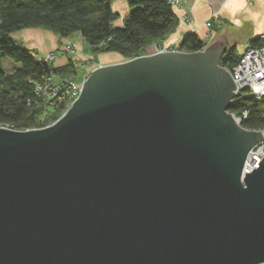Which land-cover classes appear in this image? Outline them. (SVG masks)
<instances>
[{
    "label": "water",
    "instance_id": "obj_1",
    "mask_svg": "<svg viewBox=\"0 0 264 264\" xmlns=\"http://www.w3.org/2000/svg\"><path fill=\"white\" fill-rule=\"evenodd\" d=\"M202 50L95 68L54 124L0 127V264H264V130Z\"/></svg>",
    "mask_w": 264,
    "mask_h": 264
},
{
    "label": "trees",
    "instance_id": "obj_2",
    "mask_svg": "<svg viewBox=\"0 0 264 264\" xmlns=\"http://www.w3.org/2000/svg\"><path fill=\"white\" fill-rule=\"evenodd\" d=\"M130 12L122 26L115 21L119 13L112 0H0V123L17 129L43 126L45 110L51 109L55 119L66 107H50L36 93L34 81L55 71L58 75H76V63L70 59L56 67L22 45L13 34L28 27H41L62 37L79 32L94 51H116L126 58L144 55L147 48L159 45L174 31L179 19L171 0H128ZM260 37L251 41L258 46ZM178 50L196 52L207 47L196 32L186 35L176 46ZM234 48L227 50L221 64L232 68L239 60ZM4 58L20 63L13 70L4 66ZM235 113L248 110L242 125L248 129L264 128V102L250 96L236 97L230 107ZM51 120V119H50Z\"/></svg>",
    "mask_w": 264,
    "mask_h": 264
},
{
    "label": "crops",
    "instance_id": "obj_3",
    "mask_svg": "<svg viewBox=\"0 0 264 264\" xmlns=\"http://www.w3.org/2000/svg\"><path fill=\"white\" fill-rule=\"evenodd\" d=\"M112 7L115 12L119 13V18L115 21L117 26L124 24V19L130 12L131 8L128 0H112ZM178 16L179 22L174 31L168 34L162 41L164 47L177 46L181 40L188 34L196 32L207 46L210 45L220 33L222 34L228 26V41L232 42L238 39V35L242 36L243 44H241V51H244L251 41L264 34V0H188L180 7H174ZM188 14L190 20H186L184 16ZM211 21V26L207 23ZM209 36H207V34ZM15 39L22 41V46L30 50L35 55L42 57L55 52L62 47L60 42L66 41L70 43L67 37H62L57 33L41 28L28 27L21 29L13 34ZM84 39V38H83ZM79 50L84 49L82 43L76 42ZM64 45V44H63ZM230 43L227 45L229 49ZM150 52L157 50V45L151 46ZM112 60L104 64L117 63L124 61L123 55L116 51L111 52ZM72 55V60L75 61L76 67L82 65L83 74L78 83H83L91 73L83 67L82 57L85 55L79 53L67 54L65 57H57L55 54L52 59L56 67L65 66L69 63L68 56ZM57 60V63H56ZM85 66V64H84ZM88 68V67H87ZM95 69V68H94ZM77 75V73H76ZM77 80V76H76Z\"/></svg>",
    "mask_w": 264,
    "mask_h": 264
},
{
    "label": "built area",
    "instance_id": "obj_4",
    "mask_svg": "<svg viewBox=\"0 0 264 264\" xmlns=\"http://www.w3.org/2000/svg\"><path fill=\"white\" fill-rule=\"evenodd\" d=\"M187 1L188 0H171L174 7H180ZM184 18L190 20L188 14H186ZM211 24V21L207 23L208 26H211ZM209 34L210 33H208L207 36H209ZM260 39L263 42L261 45H247L244 51L240 54L238 62L232 67V69H229L238 87V94H235L233 101L236 97L244 95L250 96L257 101L264 102V34L260 36ZM157 46V50L154 53L178 50L176 46L169 48L164 47L162 44ZM75 48V44H68L64 50L68 53H73L75 52ZM54 56L55 52L48 54L45 56V61H52ZM34 83L39 98L48 103V106L54 107L58 106L57 104H66V107L61 110V116H63L69 107L79 98L83 89V83H78L76 81L75 74L62 76L58 75L55 71H52L49 75L43 76L41 79L34 81ZM48 113L49 111L45 110L44 115H47ZM232 114L238 124L243 127L242 122L248 117V110H243L240 113L232 112ZM61 116L53 121L50 120L52 118H49L44 121L43 126L36 128L48 127L54 124ZM0 127L17 129L12 125L2 123H0ZM36 128H27L26 130ZM250 130L262 131L264 128ZM263 158L264 138L250 149L244 162L243 177L246 175V172H252L255 168H258L260 161Z\"/></svg>",
    "mask_w": 264,
    "mask_h": 264
},
{
    "label": "rangeland",
    "instance_id": "obj_5",
    "mask_svg": "<svg viewBox=\"0 0 264 264\" xmlns=\"http://www.w3.org/2000/svg\"><path fill=\"white\" fill-rule=\"evenodd\" d=\"M243 34H240L238 35V39L232 41V43H230V47L228 50H230L231 48H234L235 50V53H239L241 51V44H243V39H242V36ZM261 36V35H260ZM14 37V36H13ZM69 42L68 44H75L76 45V48H75V52L73 53H69V54H74L76 53V55H78L79 53L85 55V57H82V61H80L81 63H83V67L84 69H86L87 71H93L94 68H97L99 66H102V65H108V64H104L105 62H109L111 61L113 58L111 57V55H113L111 52L112 51H94L92 49V47L83 39L82 35L79 33V32H76L70 36L67 37ZM16 43L18 45H21L22 44V41L20 39H15ZM81 42L82 45L84 46L83 48L84 49H81L79 50L78 47H77V43L76 42ZM62 47H60L59 45V49L56 51V55L57 57H65L67 56L68 52H66L64 50V48L68 45L66 43V41H63V42H60ZM64 44V45H63ZM153 46V45H152ZM152 50V47L149 46L147 48V52L146 54L144 55H147V54H153V51L150 52ZM155 52V51H154ZM141 56V55H140ZM72 58V55H69L68 56V59L70 60ZM112 58V59H111ZM133 57H130V58H126V57H123V60H128V59H131ZM56 63H57V60H56ZM118 63V62H117ZM85 64V66H84ZM110 64H114V63H110ZM4 66L7 70H13L14 68H17L18 66H20V63L18 62H15L13 61L12 59L10 58H4ZM88 67V68H87ZM225 67V66H224ZM77 80L76 81H80L81 77H82V74H83V69H82V65L79 66V68L77 67ZM51 109H48L49 113L47 114L49 116V118H52L51 121L53 120H56L55 117L51 116L52 115V111H50ZM61 116V113L58 115V117Z\"/></svg>",
    "mask_w": 264,
    "mask_h": 264
},
{
    "label": "bare ground",
    "instance_id": "obj_6",
    "mask_svg": "<svg viewBox=\"0 0 264 264\" xmlns=\"http://www.w3.org/2000/svg\"><path fill=\"white\" fill-rule=\"evenodd\" d=\"M226 52H227V51H226ZM225 54H226V53H225ZM225 54H224V55H225ZM224 55H223V56H224ZM226 68H227L228 70H229V69H232V68H228V67H226ZM229 72H230V71H229ZM232 103H233V102H232Z\"/></svg>",
    "mask_w": 264,
    "mask_h": 264
},
{
    "label": "flooded vegetation",
    "instance_id": "obj_7",
    "mask_svg": "<svg viewBox=\"0 0 264 264\" xmlns=\"http://www.w3.org/2000/svg\"><path fill=\"white\" fill-rule=\"evenodd\" d=\"M221 59H222V58H221ZM220 65L223 66V65L221 64V60H220ZM223 67H224V66H223Z\"/></svg>",
    "mask_w": 264,
    "mask_h": 264
}]
</instances>
